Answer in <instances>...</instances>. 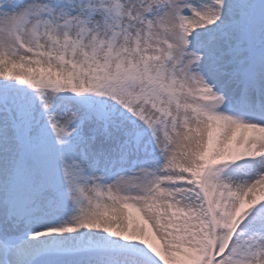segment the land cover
<instances>
[{"label":"snow or ice","instance_id":"snow-or-ice-1","mask_svg":"<svg viewBox=\"0 0 264 264\" xmlns=\"http://www.w3.org/2000/svg\"><path fill=\"white\" fill-rule=\"evenodd\" d=\"M0 264H264V0H0Z\"/></svg>","mask_w":264,"mask_h":264}]
</instances>
